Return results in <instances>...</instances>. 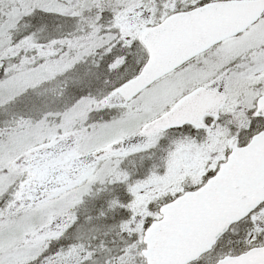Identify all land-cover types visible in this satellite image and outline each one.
Returning a JSON list of instances; mask_svg holds the SVG:
<instances>
[{"label": "snow or ice", "instance_id": "6c2138e0", "mask_svg": "<svg viewBox=\"0 0 264 264\" xmlns=\"http://www.w3.org/2000/svg\"><path fill=\"white\" fill-rule=\"evenodd\" d=\"M0 264H264V0H0Z\"/></svg>", "mask_w": 264, "mask_h": 264}]
</instances>
